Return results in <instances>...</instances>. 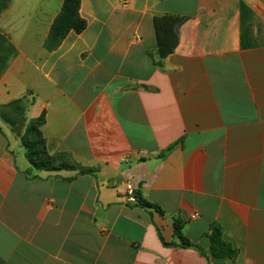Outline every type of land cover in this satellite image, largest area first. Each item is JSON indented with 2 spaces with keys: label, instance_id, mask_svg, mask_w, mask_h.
<instances>
[{
  "label": "crops",
  "instance_id": "crops-1",
  "mask_svg": "<svg viewBox=\"0 0 264 264\" xmlns=\"http://www.w3.org/2000/svg\"><path fill=\"white\" fill-rule=\"evenodd\" d=\"M63 3L0 16V105L29 93L68 166L34 169L0 113V264H264V0H81L86 29L50 50Z\"/></svg>",
  "mask_w": 264,
  "mask_h": 264
},
{
  "label": "trees",
  "instance_id": "trees-1",
  "mask_svg": "<svg viewBox=\"0 0 264 264\" xmlns=\"http://www.w3.org/2000/svg\"><path fill=\"white\" fill-rule=\"evenodd\" d=\"M80 1L64 0L62 9L53 22L46 40L48 49L57 48L70 31L81 33L86 29L87 22L80 14ZM9 2L10 0H0V15L8 7ZM16 55V47L4 34L0 33V78ZM32 104L33 99H29L28 93L26 96L13 100L6 105H0V113L4 120L21 134L20 138L26 150V157L34 169L57 171L68 167L67 165H57L47 149L42 132V127L45 124V114L27 123L26 113ZM24 127L25 130L22 132ZM71 167L74 168V166ZM86 171L91 170L82 169V172ZM140 203L147 208H156L160 213H163L159 207L143 202L142 199ZM175 233L184 245L193 246L183 235L182 224L179 221L175 222ZM208 237L213 256L217 258H234L236 256L237 251L223 239L222 228L219 225H212L211 234Z\"/></svg>",
  "mask_w": 264,
  "mask_h": 264
},
{
  "label": "built area",
  "instance_id": "built-area-1",
  "mask_svg": "<svg viewBox=\"0 0 264 264\" xmlns=\"http://www.w3.org/2000/svg\"><path fill=\"white\" fill-rule=\"evenodd\" d=\"M125 198L127 202L132 203V204H138L140 202L136 189L131 183L126 184ZM198 216L199 214L195 213L191 217L196 218Z\"/></svg>",
  "mask_w": 264,
  "mask_h": 264
},
{
  "label": "rangeland",
  "instance_id": "rangeland-1",
  "mask_svg": "<svg viewBox=\"0 0 264 264\" xmlns=\"http://www.w3.org/2000/svg\"><path fill=\"white\" fill-rule=\"evenodd\" d=\"M11 1H12V0H10L9 4L11 3ZM8 6H9V5H8ZM3 12H4V11H3ZM3 12H2V13H3ZM1 15H2V14H1ZM1 15H0V16H1ZM51 26H52V25H51ZM50 29H51V28H50ZM49 32H50V31H49ZM48 35H49V34H48ZM47 38H48V37H47ZM46 40H47V39H46Z\"/></svg>",
  "mask_w": 264,
  "mask_h": 264
}]
</instances>
